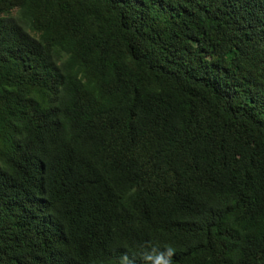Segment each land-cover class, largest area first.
Returning <instances> with one entry per match:
<instances>
[{"label": "trees", "instance_id": "obj_1", "mask_svg": "<svg viewBox=\"0 0 264 264\" xmlns=\"http://www.w3.org/2000/svg\"><path fill=\"white\" fill-rule=\"evenodd\" d=\"M264 264V0H0V264Z\"/></svg>", "mask_w": 264, "mask_h": 264}, {"label": "clouds", "instance_id": "obj_2", "mask_svg": "<svg viewBox=\"0 0 264 264\" xmlns=\"http://www.w3.org/2000/svg\"><path fill=\"white\" fill-rule=\"evenodd\" d=\"M175 254L176 248L172 244L160 246L146 242L143 264H174ZM119 264H136V260L123 253L119 258Z\"/></svg>", "mask_w": 264, "mask_h": 264}]
</instances>
